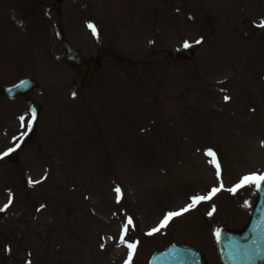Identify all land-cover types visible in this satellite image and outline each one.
Returning a JSON list of instances; mask_svg holds the SVG:
<instances>
[{
	"label": "rangeland",
	"instance_id": "rangeland-1",
	"mask_svg": "<svg viewBox=\"0 0 264 264\" xmlns=\"http://www.w3.org/2000/svg\"><path fill=\"white\" fill-rule=\"evenodd\" d=\"M261 20L264 0H0V90L30 77L45 101L26 147L0 159V264H121L136 242L130 264L171 243L222 264L216 230L242 229L257 198L227 189L264 174ZM63 41L91 63L75 90ZM2 99L13 132L31 112Z\"/></svg>",
	"mask_w": 264,
	"mask_h": 264
},
{
	"label": "water",
	"instance_id": "water-1",
	"mask_svg": "<svg viewBox=\"0 0 264 264\" xmlns=\"http://www.w3.org/2000/svg\"><path fill=\"white\" fill-rule=\"evenodd\" d=\"M62 59L74 68L79 80H83L88 65L80 63L79 56L67 44L62 45ZM31 82H24L6 91L9 98L22 94L32 88ZM264 188L259 191L258 199L251 212L247 226L241 232L221 233L218 251L223 264H264ZM149 264H205L202 256L181 246H170L156 253Z\"/></svg>",
	"mask_w": 264,
	"mask_h": 264
},
{
	"label": "snow or ice",
	"instance_id": "snow-or-ice-1",
	"mask_svg": "<svg viewBox=\"0 0 264 264\" xmlns=\"http://www.w3.org/2000/svg\"><path fill=\"white\" fill-rule=\"evenodd\" d=\"M257 26L261 27V28H264V20H261L260 24L257 25ZM89 27H92V26L89 25ZM92 31H93V35H96V29L92 28ZM197 43H201V41H197ZM189 46L190 45L187 42H185L184 47L187 48ZM228 99H230V98L229 97H225L226 101ZM21 119L23 120V118H21ZM32 119H35V115L34 114H33ZM29 127H30V125H29ZM18 147H19V144H16L13 148H10L6 152H4L3 154H0V159H3L4 156L9 155L11 152L15 151L16 148H18ZM207 154L209 156L213 157L212 163L216 167V175H217V178H219L220 177V167H219V164L216 163V161H215L214 153L209 151ZM32 185H33V182L29 181V186H32ZM245 186H254L255 190L257 192H259L260 190H262V188H264V174H250V175H246V176L241 178V180H240V182L238 184H236L233 188L227 189V191L235 194V192L237 190H239V189H241V188H243ZM220 190H221V188L214 187V188H212L210 190L208 195H204V196L197 195V196L191 197L190 198L191 199V203L186 205L180 211L167 213L165 215L164 219L161 221L160 225H158L156 228H153L151 231H149L147 233V235L151 236V235H154L155 233L159 232L162 228H164L168 224V222H169V220L171 218L180 216L183 213L188 212L189 210L196 208V206L199 203L207 201V200H210ZM114 191L117 193V203H119L121 189L119 187H116L114 189ZM9 195L11 197V193ZM10 203H11V200H10ZM10 203H9V205H5L4 208H0V211H5L7 209V207L10 206ZM242 206L245 207V208L251 207V205H250V203L248 201H245ZM210 215H211V213H210ZM262 223H264V222H262ZM131 224H132V220H131V218H128L127 223L122 228V235H121L120 241H119L120 244H125L124 234L127 233L128 226L131 225ZM215 236H216L217 241L219 242L220 236H221L220 230H218V229L216 230ZM261 239H264V236H262ZM137 243L138 242H136V243H127L126 244V247L129 249V254H128V261H126L125 264H129V262L131 261L132 254L134 253V251H135V249L137 247Z\"/></svg>",
	"mask_w": 264,
	"mask_h": 264
}]
</instances>
